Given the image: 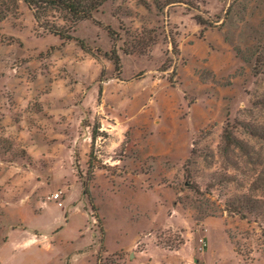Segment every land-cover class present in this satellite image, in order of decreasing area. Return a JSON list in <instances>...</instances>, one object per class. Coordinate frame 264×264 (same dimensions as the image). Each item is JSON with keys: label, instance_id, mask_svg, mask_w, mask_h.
I'll list each match as a JSON object with an SVG mask.
<instances>
[{"label": "rangeland", "instance_id": "1", "mask_svg": "<svg viewBox=\"0 0 264 264\" xmlns=\"http://www.w3.org/2000/svg\"><path fill=\"white\" fill-rule=\"evenodd\" d=\"M37 3L0 0V258L264 264V0Z\"/></svg>", "mask_w": 264, "mask_h": 264}, {"label": "trees", "instance_id": "2", "mask_svg": "<svg viewBox=\"0 0 264 264\" xmlns=\"http://www.w3.org/2000/svg\"><path fill=\"white\" fill-rule=\"evenodd\" d=\"M106 0H24L29 8L38 9L39 5L37 2L53 7H60L65 9L70 17L73 19V24L77 21L88 20L91 18L93 12L98 11ZM35 19L37 18L34 15ZM61 40H65L61 33L55 32ZM71 37H67V40ZM115 65L119 66V60L117 57L114 59Z\"/></svg>", "mask_w": 264, "mask_h": 264}, {"label": "crops", "instance_id": "3", "mask_svg": "<svg viewBox=\"0 0 264 264\" xmlns=\"http://www.w3.org/2000/svg\"><path fill=\"white\" fill-rule=\"evenodd\" d=\"M133 201H134V199H133ZM135 203H137V201L135 202ZM35 237V236H34ZM33 237V238H34ZM36 238V237H35ZM33 240V239H32ZM35 240H38L37 238L35 239ZM139 241V240H138ZM137 243V242H136ZM8 244H9V241H8V239H6V241L5 242H3L2 243V245H1V247H5L6 248V246H8ZM17 245V244H16ZM20 245V244H19ZM35 245H36V243H35ZM47 246V245H46ZM45 246V247H46ZM50 246V247H49ZM49 247V248H48ZM48 247H46L47 249H50L51 248V245H49V243H48ZM128 248H126V249H122V248H117V249H115V250H110V249H106L105 248V250H106V252H105V255H114L115 257H118V255L119 254H121V259H120V257H118V259H117V263L116 264H119L120 262H121V264H137L138 263V261L140 260L139 258H140V256H141V253H143V252H141V253H136V252H131V251H129L128 253H126ZM97 255H98V252H96V255H95V259H94V263L93 264H97ZM126 257V259H128L127 260V263H124V258L123 257ZM131 256L133 257V259L131 260L130 258H131ZM0 264H8L4 259H2V258H0Z\"/></svg>", "mask_w": 264, "mask_h": 264}, {"label": "built area", "instance_id": "4", "mask_svg": "<svg viewBox=\"0 0 264 264\" xmlns=\"http://www.w3.org/2000/svg\"><path fill=\"white\" fill-rule=\"evenodd\" d=\"M61 195H62V192L57 191V192L53 193V195L51 196L52 200L55 201V203L58 207L62 206Z\"/></svg>", "mask_w": 264, "mask_h": 264}]
</instances>
